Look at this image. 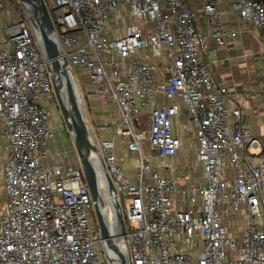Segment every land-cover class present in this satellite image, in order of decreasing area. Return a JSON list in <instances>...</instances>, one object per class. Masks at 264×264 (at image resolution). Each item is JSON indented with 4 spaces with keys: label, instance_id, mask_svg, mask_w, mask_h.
Here are the masks:
<instances>
[{
    "label": "built area",
    "instance_id": "1",
    "mask_svg": "<svg viewBox=\"0 0 264 264\" xmlns=\"http://www.w3.org/2000/svg\"><path fill=\"white\" fill-rule=\"evenodd\" d=\"M43 2L75 88L74 71L87 80L88 95L116 111L113 138L101 141L99 153L131 263L264 264V128L252 133L244 127L240 107L229 109L228 90L208 68L225 39L236 35L224 29L220 0L203 2L208 33L189 0ZM230 7L264 40L260 3L230 0ZM23 8L27 18L0 28V139L7 149L0 264H119L117 223L110 222V235L105 221L114 252L89 220L93 205L81 169L49 164V63L36 21ZM154 95L167 103L153 105ZM180 105L188 118L181 131L195 139L203 184L187 172L182 186L172 178L182 169L173 161L181 150L174 125ZM143 116L148 130L137 132ZM118 137L136 156L132 178L118 165ZM233 214L243 216L239 237L224 225Z\"/></svg>",
    "mask_w": 264,
    "mask_h": 264
},
{
    "label": "crops",
    "instance_id": "2",
    "mask_svg": "<svg viewBox=\"0 0 264 264\" xmlns=\"http://www.w3.org/2000/svg\"><path fill=\"white\" fill-rule=\"evenodd\" d=\"M203 2L204 0H189L191 8L196 13L201 30L204 33H208L207 21L201 12ZM218 11L224 29L236 35L234 37L228 36L225 39L224 45L218 49L215 61L208 62L209 71L212 77L228 90L231 97L227 102L229 109L237 106L240 107L244 127L248 128L252 133H262L264 128V40L255 31L251 23H245L240 20L238 15L231 9L230 0H220ZM16 20L12 19L11 21ZM212 46L213 41L209 40L207 48H211ZM86 92L87 96L94 101L90 102L92 105H95L94 109L98 113H105L103 109L104 105H101L95 98L88 95L87 87ZM159 102L167 103L165 99L156 95L151 98L153 105ZM186 122H188V118L185 115V107L180 105L179 112L174 118L175 129L180 138L182 136L186 139L191 136L195 154L192 163L184 159L181 151L173 159L182 168L172 175L178 186L183 185L181 179L183 172H187L191 176L193 183L203 184L201 167L197 161L195 152V139L193 135H186L181 131V125ZM231 122H233L232 117L229 119L230 125ZM52 131L55 137V131ZM51 144L48 147V152L53 147ZM48 160L49 164L57 163L53 161L51 154H49ZM151 164L153 165V169L157 171L158 168L155 167L157 163ZM135 166L136 161L133 168L123 170L129 178H132ZM243 222L241 214H233L224 221V225L227 228L228 234L239 237L243 228ZM262 225L264 229V223Z\"/></svg>",
    "mask_w": 264,
    "mask_h": 264
},
{
    "label": "rangeland",
    "instance_id": "3",
    "mask_svg": "<svg viewBox=\"0 0 264 264\" xmlns=\"http://www.w3.org/2000/svg\"><path fill=\"white\" fill-rule=\"evenodd\" d=\"M45 1L47 2L48 0ZM24 16L27 18L28 13L23 8V5L19 0H0V28L3 27L4 24L11 22L12 19L18 20L24 18ZM34 26L36 29V25ZM74 77L76 81L75 85L77 88L74 89L76 91L75 98L77 100V104L79 107V111L83 123L91 137L90 143L94 148L100 151L101 141L113 138L114 123L116 122L117 119L116 111L112 105H106L103 106L105 113L103 114L98 113V111L94 109L95 105H92L90 103L91 101L92 102L94 101L92 100V98H89L87 96V92H86L87 86L85 87L84 85L85 84L84 79H82L76 71H74ZM45 105L49 109L52 116V119L50 121V127L52 130L55 131V137L51 144L53 147L48 153L53 156V161L55 162H61L63 160L65 164H70L73 167L81 169L76 148L73 144L72 137L68 132L67 127L62 119L60 112V105L54 93L52 94L51 101L49 103L45 101ZM148 122L149 119L147 116L141 117L139 121L140 125L136 131L147 132L149 125ZM84 148L88 153H90V150L85 145ZM193 149L194 148H193V142L191 140V136H189L186 139L181 136L180 151L182 152V156L184 157V159L186 161H190L191 163L193 162V158L195 154ZM104 151H102V154L104 153ZM114 152L115 155L118 157V165L122 170L124 169L128 170L129 168L134 167L136 156L134 154H132L131 156L128 153L127 145L123 138L118 137L115 139ZM150 152L151 151H149V153ZM252 152H256V150H253ZM90 155L91 157H93L95 161H97L100 164L94 152H91ZM6 157H7L6 142L1 141L0 139V205H3L5 199L4 191H3L4 181L2 176V167L4 161L6 160ZM149 161L153 164L157 162L155 158H151ZM96 185L97 187H99L98 193L100 199V210L101 213H103L104 215L105 218L104 221H107L108 223V229L111 235L113 229H112V224L110 222H113L114 218H113V209L111 206L109 193L107 190L102 189L103 188L102 184L101 185L96 184ZM91 218L96 223L93 209L91 210V214H89L90 221Z\"/></svg>",
    "mask_w": 264,
    "mask_h": 264
},
{
    "label": "water",
    "instance_id": "4",
    "mask_svg": "<svg viewBox=\"0 0 264 264\" xmlns=\"http://www.w3.org/2000/svg\"><path fill=\"white\" fill-rule=\"evenodd\" d=\"M19 1L23 6H26L29 9V12H31L33 19L36 21L41 51L49 63L47 71L50 73L53 93L58 100L62 119L72 137L73 144L77 151L82 174L90 193L93 211L95 214V221L100 232L101 239L105 241L109 248L113 249L114 252L116 251V249L109 242L108 230L106 228L104 218L101 214L98 187L94 178L95 172L89 161L83 156L82 152L80 151L79 143H83L90 150V153L94 152L101 165V169L108 188L111 206L117 223L118 236H120L119 241L122 240V244H120L121 252L116 251L120 258L119 264H132L129 255L125 251V245L123 243V240H125L124 220L113 191L112 181L105 167V164L102 161L99 151L90 143L91 137L83 123L77 100L75 98V86L74 84H71L72 82H70L69 79L68 65L64 57L62 56L60 46L55 43L56 36L54 35L53 26L48 11L44 5L43 0ZM58 77L62 78L65 84L67 90V100L71 107L70 113L66 112L63 108L62 101L60 99L59 92L56 86V80ZM123 251L126 255V259L122 257Z\"/></svg>",
    "mask_w": 264,
    "mask_h": 264
},
{
    "label": "bare ground",
    "instance_id": "5",
    "mask_svg": "<svg viewBox=\"0 0 264 264\" xmlns=\"http://www.w3.org/2000/svg\"><path fill=\"white\" fill-rule=\"evenodd\" d=\"M68 75H69L70 82H72L70 74H68ZM56 86L58 88V91H59V94H60V98H61L64 110L66 112L70 113L71 107H70L69 102L67 100V90H66V87H65V84H64L62 78H60V77L57 78ZM79 149L82 152L83 156L89 161V163L91 164V166H92V168H93V170L95 172V177L94 178H95L96 184H99V185L102 184V187H103L102 189L108 191L107 184H106V182H104V179L101 176V173H102L101 165L97 161H95L93 159V157H91L90 153H88L86 151V149L84 148L83 143H79ZM101 214H102V216L104 218L103 213H101ZM113 218H114V221H116L115 216H114V212H113ZM104 220H105V218H104ZM122 257L124 259H126V255H125L124 251H123Z\"/></svg>",
    "mask_w": 264,
    "mask_h": 264
},
{
    "label": "trees",
    "instance_id": "6",
    "mask_svg": "<svg viewBox=\"0 0 264 264\" xmlns=\"http://www.w3.org/2000/svg\"><path fill=\"white\" fill-rule=\"evenodd\" d=\"M256 2H258V3H260L263 7H264V0H255ZM80 77L82 78V79H84V81H85V87H86V85H87V80L85 79V77H83L82 75H80ZM131 155V154H130ZM132 156V155H131Z\"/></svg>",
    "mask_w": 264,
    "mask_h": 264
}]
</instances>
